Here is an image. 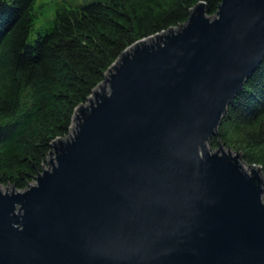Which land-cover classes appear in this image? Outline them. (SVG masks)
Here are the masks:
<instances>
[{
    "label": "water",
    "instance_id": "obj_1",
    "mask_svg": "<svg viewBox=\"0 0 264 264\" xmlns=\"http://www.w3.org/2000/svg\"><path fill=\"white\" fill-rule=\"evenodd\" d=\"M263 60L264 0L127 48L35 181L0 185V264H264L262 169L209 146Z\"/></svg>",
    "mask_w": 264,
    "mask_h": 264
},
{
    "label": "trees",
    "instance_id": "obj_2",
    "mask_svg": "<svg viewBox=\"0 0 264 264\" xmlns=\"http://www.w3.org/2000/svg\"><path fill=\"white\" fill-rule=\"evenodd\" d=\"M42 0H0V185L26 189L69 135L77 109L137 41L179 27L199 2L214 16L221 0H89L55 3L32 33ZM41 6V4H40ZM213 147L242 154L264 175V60L222 118Z\"/></svg>",
    "mask_w": 264,
    "mask_h": 264
},
{
    "label": "rangeland",
    "instance_id": "obj_3",
    "mask_svg": "<svg viewBox=\"0 0 264 264\" xmlns=\"http://www.w3.org/2000/svg\"><path fill=\"white\" fill-rule=\"evenodd\" d=\"M68 2L72 3V4H80V3H84L86 1L89 0H67ZM41 4V6H40ZM54 5L55 3L53 1H49V0H42L39 2V9H38V13H39V18L37 19V25L35 27L34 32L32 33V38H35L37 36V30L39 29H43L44 27L48 26V24L51 22V19L53 17V12H54ZM211 147V149L213 151L218 150V148L220 146L223 147L224 151H228V148L223 145L222 143H220L219 146L217 147H213L212 143H210L209 145ZM231 149V148H230ZM233 151V153L235 154L237 151H234L233 149H231ZM246 170H248V172H251V170L249 171V166L245 165ZM1 190L3 192L7 191V187L5 186H1Z\"/></svg>",
    "mask_w": 264,
    "mask_h": 264
},
{
    "label": "bare ground",
    "instance_id": "obj_4",
    "mask_svg": "<svg viewBox=\"0 0 264 264\" xmlns=\"http://www.w3.org/2000/svg\"><path fill=\"white\" fill-rule=\"evenodd\" d=\"M249 169V171H250V168H248Z\"/></svg>",
    "mask_w": 264,
    "mask_h": 264
}]
</instances>
